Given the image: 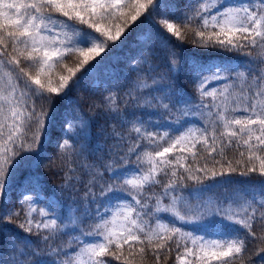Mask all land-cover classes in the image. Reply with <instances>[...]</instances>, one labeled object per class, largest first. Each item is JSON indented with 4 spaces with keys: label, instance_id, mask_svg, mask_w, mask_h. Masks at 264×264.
<instances>
[{
    "label": "snow or ice",
    "instance_id": "snow-or-ice-1",
    "mask_svg": "<svg viewBox=\"0 0 264 264\" xmlns=\"http://www.w3.org/2000/svg\"><path fill=\"white\" fill-rule=\"evenodd\" d=\"M208 2L209 0H190L186 11L176 19L184 27H188L194 20H199V27L193 32L192 43L197 45L198 42V46L204 49H219L242 54L246 58V71H240L238 66L209 65L196 60L191 63L190 79L201 104L204 97L216 94V88L206 90L209 84L213 82L222 84L220 90L222 106L215 113L216 120L205 122V127L200 129V136L194 138L191 147L186 149L183 147L191 138V128L182 131L179 136L170 131H164L161 136L158 131L149 129L150 122L143 121L139 117H134L133 121L127 120L120 108L114 106V93L105 97L104 105L96 104L94 101L89 105L90 108L116 114L122 123H132L131 131L136 134L137 139L135 147L129 145L127 148V155L135 157L132 167L127 166L123 155H118L117 158L124 161L123 169L113 167L111 164L104 166V172L93 168L86 182L85 197L89 200L107 198L120 193H123V196L118 197L111 207L105 205L104 213L99 210L95 212L96 224L91 231L84 230L83 221L78 222L76 218L70 220V223L81 233V238L78 240L79 247L73 251L87 256V264H110L107 257L130 264L134 246L145 243L154 245L152 251L159 264V250L166 249L165 241H172L174 236L178 237L176 241L178 248L181 247L180 240L191 241L192 244V247H188L187 243L183 245V253L177 256L180 264H194V262L195 264H235L237 260L240 264H244L243 256L248 247L247 240L251 238L264 241V235L258 237L256 232L252 231L255 223L264 222V99H261L264 97V67H254L258 63L257 58L251 51H245V49H260L264 53V0H236L234 4L225 3V0H211V7L206 6ZM160 6H162L161 0H0V71L3 72L0 76V224L6 226L12 223L13 217H19L23 209L24 222L19 223L17 227L29 236L40 237L49 245L68 227L63 214L54 204L41 201L38 193L35 196L22 197L19 209L9 206L11 200L7 198V185L13 180V173L20 158L37 153L42 136L47 135L56 123L55 112H50L48 108L38 109L32 98L47 99L51 104L53 95L66 96L67 91L70 90V82L71 87H77L99 67L101 60L88 67L85 66L101 56L110 42L120 40L125 31V27L119 23L114 26L115 31H113L111 27L105 26V21H122L126 26L129 19L135 22L145 14H147L145 19L150 20L151 12ZM158 23L178 42H183L182 32L176 23L167 19ZM69 54H79L82 57L77 68H69L68 75L59 76L58 87L52 86L50 78L47 83L43 82L41 74L45 73L46 69L51 70L55 63L63 61ZM167 56V70L152 76L150 84L143 83L139 86L141 89L149 90L150 98H145L142 103L134 101L135 107L171 114L181 103L185 105L188 103L173 98L183 68L180 54L170 48ZM22 61L35 67L37 74L32 76L21 68ZM259 63L264 64V57ZM81 69L83 71L77 77V72ZM249 74L259 90L252 94L255 98L252 99L250 107L233 110L241 111L243 115L229 117L227 114L229 88L235 82L246 80ZM21 84L24 85V89L20 88ZM165 90L167 94L152 95ZM184 114L187 115V112ZM206 115L210 116L211 113ZM86 116L87 113L81 110L72 121L66 120L64 123L66 133L70 135L83 133L86 128ZM217 124L223 129L219 133V137L222 138L220 144L217 143ZM33 126L31 143L25 146L24 129ZM6 127L9 131L5 135ZM112 135L117 140L124 139L118 132L113 131ZM157 136L168 137L171 141L170 146L164 147L163 151L155 152L154 156L147 154L151 168L148 172H144L141 166V154L138 151L141 146L139 141L147 140L154 144ZM233 138L236 147H243L246 150L239 153L242 158L246 156V160H237L238 167H233L232 162L227 161L228 167L225 169L221 165L219 171L214 168L209 169L207 165L193 170L190 166L184 167L180 163V157H176L175 162L165 158L166 154L172 153L173 149L180 145L182 150L191 153L195 159L196 153L193 149L197 143H202L209 155L218 153L223 156V145L232 146ZM58 147L61 150L71 149V154L81 156L85 151L84 145L81 144L77 149L68 139L63 140ZM112 150L123 151L119 144L114 145ZM65 155L69 154L65 153ZM80 166L89 167L83 164ZM165 167L172 168L170 174L174 178L173 181L164 185L159 194L145 193V186L159 184L154 178L159 174L157 168L160 172H164ZM177 167H183L188 179L196 182L193 188H187L183 176L177 178ZM75 170L69 165V172ZM194 171L202 175H195ZM105 172L111 173L107 180ZM252 174L259 177L260 186L258 191L246 193L240 198L243 218H240V212L233 210L231 199L219 200L211 197L205 199L200 195L211 191L213 187H222L231 183L234 175L248 178ZM65 181L66 185L70 181L80 182L79 177L69 176L67 172H65ZM97 187L98 192L94 191ZM185 191L189 195H185ZM164 199L169 203L163 204ZM153 200L154 207L149 204ZM41 203H44V207L39 209V214L43 219L34 221L33 206ZM162 214H167L171 218V227L160 222L163 218ZM109 216L111 219L107 218ZM145 217H155L156 229L159 230L152 228ZM217 219L236 225L240 231L222 234L218 238H209L206 235H194L193 230H182L183 226L207 227ZM177 222L181 227L175 226ZM42 230L47 232V235H42ZM88 236L93 237V240L86 241L84 237ZM23 243L24 247L29 249L25 261H14V264H48L42 259L47 253L30 248L27 242ZM125 247L128 249L127 255H125ZM139 252L143 254L145 249L141 247ZM55 255L69 257L72 253L69 249L57 248ZM253 255L264 256V247L257 246ZM0 264H4L3 259H0ZM55 264H69V261L60 259ZM248 264H252L251 257H248ZM259 264H264V259H261Z\"/></svg>",
    "mask_w": 264,
    "mask_h": 264
},
{
    "label": "trees",
    "instance_id": "trees-1",
    "mask_svg": "<svg viewBox=\"0 0 264 264\" xmlns=\"http://www.w3.org/2000/svg\"><path fill=\"white\" fill-rule=\"evenodd\" d=\"M231 1L236 0H225V3L230 4ZM189 3L190 0H161L162 6L151 12L150 20L145 19V15H147L145 14L135 22H131L129 19V23L126 26L122 21H105V26L111 27L113 31H115L114 26L117 23L125 27V31L120 40L110 42L105 52L101 53V56L96 57L89 62V65L85 66L88 67L101 60L99 67L87 79L81 81L77 87H71L70 82V90L67 91L66 96L63 94L61 96L53 95L51 104L48 103L47 99L36 100L35 97L32 98L35 100L38 109L48 108L50 112H55L56 123L48 131L47 135L42 136L37 153L20 158L13 173V180L7 185V198L11 200L9 206L19 209V202L22 197L35 196L38 193L41 201L54 204L56 209L63 214L68 227L64 229L62 234L57 235L49 245L40 237L29 236L17 227L19 223L24 222L25 218L24 210L21 209L20 216L13 217L12 223L6 226L0 224V259H3L4 264H14V261H25L29 249L24 247L23 242H27L30 248L47 253L43 255L42 259L47 261L48 264H55L60 259H67L69 264H87V256L76 254L73 251L79 247L78 240L81 238V233L70 223V220L76 218L78 222L83 221L82 227L84 230L91 231L96 224L95 212L99 210V212L104 213L105 205L111 207L118 197L123 196V193H120L107 198L89 200L85 197L87 191L86 182L93 168L104 172V166L111 164L113 167L123 169L125 166L124 161L118 159V155H123L125 161H127V166L129 168L132 167L135 157L127 155V148L129 145L135 147L137 139L136 134L131 131L132 123H122L119 116L114 113L94 107L90 108L91 102L94 101L96 104L104 105L105 97L114 93V106L120 108L121 113L127 120L133 121L134 117H139L143 121L150 122L148 124L149 129L154 132L158 131L161 136L164 131H170L172 134L179 136L182 131H187V129L191 128V138L183 146L185 149L191 147L194 138L200 136V129L205 127V122L210 123L216 120L215 103L217 96H206L201 104L195 86L190 79L191 63L196 60L209 65L238 66L239 70L243 72L246 71V58L239 53L224 52L219 49H204L198 46V42L197 45H194L192 43L194 39L193 32L199 27L200 21L194 20L188 27H184L176 19L186 11ZM206 6H212L211 0ZM125 11L127 12L128 10L126 9ZM163 19H167L179 26L182 32V43L178 42L174 36L168 34L158 23ZM81 27L85 26L81 25ZM57 31L61 30L57 29ZM146 31H149L147 38L140 41L139 35ZM170 48L175 49L180 54V60L183 65L173 98L181 102L187 101L188 103L186 105L181 103L177 109H173L171 114H165L162 111H155L149 108L135 107L134 101L142 103L145 98H150L149 90L141 89L139 86L143 83L150 84L152 76L167 70V53ZM245 51H251L252 55L257 58L258 63L254 67H264V64L259 63L260 59L264 57V53L260 49H245ZM80 60H82V57L79 54L66 55L63 61L55 63L51 70L46 69L45 73L41 74L42 81L47 83L50 78L52 86L58 87L59 76L68 75L69 68L76 69ZM20 67L24 68L32 76L37 74V69L24 61L21 62ZM82 71L83 69L77 72V77L81 75ZM2 75L3 72L0 71V76ZM215 83L209 84L206 90L210 91ZM20 88L24 89V85L21 84ZM257 90H259L258 86L252 82L251 74L243 82H235L228 92V103L233 107L229 111L234 113L236 117L243 115L244 113L241 111L233 110L250 107L252 99L255 98L252 94ZM164 94H167V90L162 93H152V95ZM261 99H264V97ZM81 110L87 113L84 132L79 135L66 133L64 128L65 121H72ZM185 112H187V115L184 114ZM207 113H211V115L208 116L206 115ZM176 121H179V123ZM33 130L34 126L33 128L24 129L25 146L31 143ZM8 131L9 129L6 127L4 134L6 135ZM113 131L120 133L124 139L117 140L114 138L112 135ZM221 131H223L221 125L217 124L218 144H220L222 139L219 137ZM74 135H76L75 139H73ZM161 136L155 138L154 144L147 140L139 141L141 146L138 151L141 154V166L148 162L147 154L154 156L155 152L163 151L164 147L170 146L171 141L169 138H161ZM65 139H68L77 149H79L81 144L84 145L83 156L71 154V149L68 148L59 149L58 145ZM118 144L122 146L123 151L112 150L113 146ZM223 147V156L218 153L209 155L204 145L197 143L193 149V152L196 153L195 159H193L191 153L182 150L181 146L177 145L172 153L166 154L165 158L175 162L176 157H180V163L184 167L190 166L193 170L197 167L204 168L207 165L209 169L214 168L217 171L220 170L221 165L226 169L228 167L227 161H231L233 167H238L236 164L237 160H246V156L242 158L239 155L240 152H246V150L243 147L235 146V138H233L232 146L223 145ZM65 153L69 155H65ZM217 161L219 163H216ZM82 164L89 167H81L80 165ZM69 165L76 169L75 172L68 171ZM171 171V167H165L164 172H160L159 168H157L159 174L155 175L154 178L159 181V184H154L150 187L145 186L144 192L149 195L161 193L163 186L174 179L170 174ZM65 172L69 176L79 177L80 182L70 181L66 185ZM176 173L177 178L180 176L184 177V184L188 189L195 186L196 182L188 179L183 167H177ZM194 174L202 175V173L195 171ZM110 176L111 173L105 172L106 180ZM259 186L260 179L256 174H252L248 178L234 175L231 183L224 184L222 187H213L211 191L200 195L205 199L209 196L226 198L227 192L232 191V193L237 194L234 198L240 200L246 193L258 191ZM94 191L98 192L99 188H95ZM184 194L189 195L187 191ZM193 195L195 194L193 193ZM162 203L166 205L169 201L164 199ZM149 204L154 207L155 201H150ZM97 205H99L98 209ZM26 207L27 205H25ZM42 207H44V203L33 206L32 219L34 221L43 219L39 214V209ZM240 216L243 218L242 211ZM162 217L160 222L171 227V218L167 214H162ZM155 219V217H145V220L154 229H156ZM175 226L181 227V224L177 222ZM156 230L158 231L159 229ZM182 230H193L194 235H206L209 238H218L222 234L240 231L236 225L221 220H214L207 227L193 228V226H183ZM252 231L256 232L258 237L264 235V222L255 223ZM241 234L243 235V233ZM42 235H47V232L42 230ZM84 239L92 241L93 237L88 236L84 237ZM177 239L178 237L174 236L172 241H165L166 249L159 250V264H180L177 256L183 253V245L187 243L188 247H192V244L191 241L180 240L181 247L178 248ZM247 245L248 247L243 256L244 264H248V257L252 258V264H259V261L264 259V256L253 255V253L257 246L264 247V241L249 238ZM141 247L145 249L143 254L139 252ZM153 247L154 245L147 243L135 245L130 264H157L152 251ZM57 248L69 249L72 255L69 257L57 256L55 255ZM127 254L128 249L125 247V255ZM106 259L110 261V264H124L123 261H116L112 257H107ZM189 259L192 258L189 257ZM235 264H240V261H235Z\"/></svg>",
    "mask_w": 264,
    "mask_h": 264
},
{
    "label": "rangeland",
    "instance_id": "rangeland-1",
    "mask_svg": "<svg viewBox=\"0 0 264 264\" xmlns=\"http://www.w3.org/2000/svg\"><path fill=\"white\" fill-rule=\"evenodd\" d=\"M234 3H236V1H231L230 4H234ZM148 34H149V31H146L143 34H140L139 37H138L139 40L140 41L141 40H145L147 38ZM213 88H216L217 89V92L215 94V96H217L216 103H215V110L218 111V110H220V106H221V103H222V97L220 96V90L222 88V84L219 83V82H216L215 85L213 86ZM227 95H228V93H227ZM228 108L229 109H233V107L229 103H228ZM227 114L229 115V117L235 116V114L232 113V112H230V111ZM150 168H151V165L149 164V162L145 163L142 166V169H143L144 172H148L150 170ZM236 195L237 194L232 193V191H230L229 194L226 195V198H229V199H231L233 201L232 208H233L234 211L241 212L242 211L241 208H240L241 200H237V198L235 199L234 196H236ZM209 197H211L213 199H219V200H225L226 199L224 197L219 198V197H216V196H209ZM209 197H207V198H209ZM107 218L108 219H111L110 216L107 217ZM240 218H242V217L240 216ZM218 220L219 219H217L215 221H218Z\"/></svg>",
    "mask_w": 264,
    "mask_h": 264
}]
</instances>
